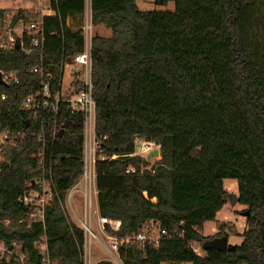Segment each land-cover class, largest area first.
I'll return each mask as SVG.
<instances>
[{
    "label": "trees",
    "instance_id": "obj_1",
    "mask_svg": "<svg viewBox=\"0 0 264 264\" xmlns=\"http://www.w3.org/2000/svg\"><path fill=\"white\" fill-rule=\"evenodd\" d=\"M168 1L173 9L145 10L136 0L89 3L92 24L110 28L91 37L95 134L108 156L95 163L99 214L120 221V237L151 222L162 231L157 245L120 246L123 264H264V0H160ZM86 2L50 0L56 13L45 19L54 32L46 30L42 48L26 39V49H0V70H15L19 79L0 82L7 95L0 120L20 133L0 167V240L10 249L20 244L36 264L43 237L53 264L81 259L82 231L62 204L82 172L83 115L62 101L55 116L20 103L40 88L36 65L52 72L57 88L63 54L83 48ZM28 10L17 7L14 20L39 18ZM75 76L66 93L81 87ZM136 138L159 146L154 165L133 154ZM129 166L137 171L125 173ZM42 177L52 193L43 219L34 221L36 207L23 197L41 190ZM226 178L236 181L246 207L242 242L232 251L204 250L202 229L225 203ZM223 228L216 236L227 237ZM0 264H19L18 256Z\"/></svg>",
    "mask_w": 264,
    "mask_h": 264
},
{
    "label": "built area",
    "instance_id": "obj_2",
    "mask_svg": "<svg viewBox=\"0 0 264 264\" xmlns=\"http://www.w3.org/2000/svg\"><path fill=\"white\" fill-rule=\"evenodd\" d=\"M28 8V7H26ZM17 8H9L8 10L0 11V49L8 48H24L26 49V39H28L29 46H39L42 48L45 40V33L48 30L50 33L54 32V26L50 27L46 23L45 16L54 15L56 12L50 6V0L47 4L41 8L29 7L28 12L33 10L39 12L38 19L20 16L14 20L15 12ZM68 23V20H67ZM83 34V48L80 51L73 53L72 55L62 56L60 69H59V83L57 88L52 91L50 80L52 78V72L50 70L44 71L42 66H34L32 71L40 73L43 77L40 88L37 93L26 96L20 106L29 110H33L36 114L39 110H46L51 112L52 115H56L58 111L59 103L66 102L67 107L71 112H80L83 115V151H82V172L78 181L68 190L64 204H62L63 210L66 212L65 207L68 209V217L74 222L82 231L83 243L82 253L79 264H97L93 261L94 255H92L91 242L95 240L107 254L111 256L113 264H123L119 256V247L129 241H136L139 244L148 242L152 245H157L161 237V229L156 226L155 222L147 223L144 230H141L128 237H120L114 234L120 226V221L117 219H111L99 214L97 201H96V184H95V163L98 159L104 160L108 158L101 152L100 139L95 134V100L93 97V80L91 75V37L92 22L90 17V11L87 9L84 14V21L81 25ZM18 44V47L15 45ZM70 58V59H68ZM78 68L76 73L77 79L82 81L81 87L74 93H66L70 83L75 76L71 73V79L64 85L63 77L65 68L71 69L73 66ZM75 76V77H76ZM18 76L15 70H0V82L2 83H16L18 82ZM7 95L5 92H0V114L3 102L6 100ZM19 132H14L8 127L3 126L0 120V167L1 163L5 162V152L10 146H14V139L18 136ZM54 134V131H53ZM105 137V136H104ZM40 135L38 140H40ZM138 152L134 151V155H148L154 149H159V146L153 142L143 141ZM113 155L112 157H115ZM144 166H141L140 171ZM1 169V168H0ZM137 169L135 166H129L125 169V173H135ZM49 174V173H48ZM48 179V178H47ZM47 179L42 177L38 180L41 187L40 191L29 190L23 197L25 202L34 204V213L30 218L34 221L43 219L44 206L51 197L52 187H49ZM74 192L80 193L81 198V215H78L74 203ZM48 198V200H47ZM92 216L97 219L96 226L99 228L100 233H96L92 228ZM75 219L74 221L72 220ZM42 245L39 250L40 260L37 264H53L47 254V248L45 238L40 239ZM39 242V241H38ZM37 242V243H38ZM36 243V245H37ZM12 249L5 245L0 240V259H9L11 255H17L19 264H36L27 259L26 253L20 251L21 245L13 242ZM17 247L18 252L17 251ZM109 261V260H108ZM110 261V262H111ZM159 264H169L167 262H160Z\"/></svg>",
    "mask_w": 264,
    "mask_h": 264
},
{
    "label": "rangeland",
    "instance_id": "obj_3",
    "mask_svg": "<svg viewBox=\"0 0 264 264\" xmlns=\"http://www.w3.org/2000/svg\"><path fill=\"white\" fill-rule=\"evenodd\" d=\"M48 0H0V8H17V7H32L35 8H41L44 7V5L47 4ZM139 8L141 9H173L174 8V2L168 1L166 4H162L160 0H136ZM84 21V18L82 20V23ZM70 23V22H69ZM82 25V24H81ZM98 32L102 35H109L110 34V28L102 25V24H92V33ZM71 73L72 68H65L64 70V77H63V84L66 85L69 80L71 79ZM142 140L136 138L135 139V149L134 151L138 152V149L140 150ZM140 156V155H139ZM142 158H145L148 160V166L154 165L157 160L160 158V156H151L148 158V155L142 154ZM223 187L225 189V203L223 204L222 208L217 212L216 217L212 221H206L204 223V227L202 229V234L208 239H211L213 236H216L218 232H221L220 225L224 224V228L222 229L223 232L227 233V242L234 244V245H240L242 242V231L245 228V218L246 216L243 214L245 210V206L240 204L239 202L231 203L230 197L231 195L238 196V189L237 184L234 179L226 178L223 180ZM48 200V198H47ZM73 203L75 210L78 215H81V198L79 192H74L73 194ZM67 214L68 209L65 207ZM74 221L75 219L72 218ZM92 228L96 233H100L99 228L96 226L97 219L96 216H92ZM234 227L235 231L230 230L229 228ZM224 235V234H220ZM219 236V235H218ZM38 248H40L42 245V241H39L37 243ZM192 247L195 249V251L203 255L204 252L198 243H192ZM91 248H92V255L93 261L95 263L100 261H111V256L106 253V251L95 241L92 240L91 242ZM18 247L17 251L18 252ZM112 262V261H111Z\"/></svg>",
    "mask_w": 264,
    "mask_h": 264
},
{
    "label": "water",
    "instance_id": "obj_4",
    "mask_svg": "<svg viewBox=\"0 0 264 264\" xmlns=\"http://www.w3.org/2000/svg\"><path fill=\"white\" fill-rule=\"evenodd\" d=\"M15 46L18 47V44H16ZM28 125H29V121L26 120L24 126L27 127ZM158 155H159V149H154L151 153L148 154V158H150L151 156H158ZM238 200H239L238 196L231 195L230 197L231 203L238 202ZM243 214L245 215L246 212H243ZM202 248L204 250L214 248L218 251L226 252L227 250L232 251L235 248V245L228 243L227 237L225 235H221L205 240L202 244Z\"/></svg>",
    "mask_w": 264,
    "mask_h": 264
},
{
    "label": "crops",
    "instance_id": "obj_5",
    "mask_svg": "<svg viewBox=\"0 0 264 264\" xmlns=\"http://www.w3.org/2000/svg\"><path fill=\"white\" fill-rule=\"evenodd\" d=\"M89 3H90V0H87V2H86V6H85V11L88 9L89 11H90V5H89ZM68 20V23L70 22V18H68L67 19ZM98 25V24H97ZM80 194V193H79Z\"/></svg>",
    "mask_w": 264,
    "mask_h": 264
}]
</instances>
